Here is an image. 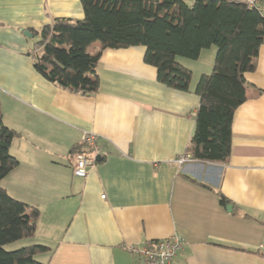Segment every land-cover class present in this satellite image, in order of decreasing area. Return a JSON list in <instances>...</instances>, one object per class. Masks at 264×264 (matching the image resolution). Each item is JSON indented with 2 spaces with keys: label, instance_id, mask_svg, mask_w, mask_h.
I'll use <instances>...</instances> for the list:
<instances>
[{
  "label": "crops",
  "instance_id": "obj_1",
  "mask_svg": "<svg viewBox=\"0 0 264 264\" xmlns=\"http://www.w3.org/2000/svg\"><path fill=\"white\" fill-rule=\"evenodd\" d=\"M83 15L80 0H0V110L19 133L9 146L19 163L1 184L39 208L30 239L51 250L37 258L139 264L129 246L177 234L182 245L170 264H264L256 251L264 244V42L244 74L228 162L178 164L194 130L200 73L191 71L189 91L167 87L142 45L103 49L94 95L60 88L34 69L30 30ZM84 132L106 154L80 178L72 150L83 148Z\"/></svg>",
  "mask_w": 264,
  "mask_h": 264
},
{
  "label": "trees",
  "instance_id": "obj_2",
  "mask_svg": "<svg viewBox=\"0 0 264 264\" xmlns=\"http://www.w3.org/2000/svg\"><path fill=\"white\" fill-rule=\"evenodd\" d=\"M80 2L82 18L55 16L41 28L30 30L35 48L27 54L34 69L60 88L94 95L99 89L97 66L103 49L142 45L143 60L155 67L159 83L189 91L191 70L177 56L196 59L214 45L212 70L201 74L194 88L199 102L185 154L197 161L227 163L233 114L245 99L244 74L253 69V58L264 42V0L257 6L226 0ZM94 42L98 46L90 52ZM17 135L3 123L0 110V264H47L37 258L50 252L46 244L4 248L33 236L40 215L37 206L15 198L1 184L19 163L9 151ZM216 194L222 205L228 202L219 191Z\"/></svg>",
  "mask_w": 264,
  "mask_h": 264
},
{
  "label": "built area",
  "instance_id": "obj_3",
  "mask_svg": "<svg viewBox=\"0 0 264 264\" xmlns=\"http://www.w3.org/2000/svg\"><path fill=\"white\" fill-rule=\"evenodd\" d=\"M235 3H245L248 6H257L260 0H226ZM83 148L75 154L72 173L73 175L84 178L89 170L94 166L98 156L103 157L106 153L103 146L99 143V137L92 132H84L82 134ZM187 154L179 155L176 158L178 164H183L192 161ZM182 238L173 234L169 237L147 241L143 245L129 246L128 249L135 254L140 262L139 264H170L172 258L181 248ZM257 253L264 257V244H260L257 248Z\"/></svg>",
  "mask_w": 264,
  "mask_h": 264
},
{
  "label": "rangeland",
  "instance_id": "obj_4",
  "mask_svg": "<svg viewBox=\"0 0 264 264\" xmlns=\"http://www.w3.org/2000/svg\"><path fill=\"white\" fill-rule=\"evenodd\" d=\"M97 46L98 44L94 46V49H93V46H89L88 50L92 52L93 50H95ZM216 49H217L216 46L212 45L208 48L203 49L201 53L199 54V57L196 59H192V58H188L184 56H177L176 60L179 63H182L184 66L188 67L191 71L193 70V73L195 74L200 73V76H201V72H203V70H207L206 69L207 65L209 62H211L212 56H215ZM213 50H214V55H213ZM213 60H214V57H213ZM210 71H207L205 73H209ZM30 238L31 237L23 238V239H19V240L7 243L4 245V248L6 250H14L16 248H20L22 246H25L31 243H38V242H34V240H31Z\"/></svg>",
  "mask_w": 264,
  "mask_h": 264
},
{
  "label": "water",
  "instance_id": "obj_5",
  "mask_svg": "<svg viewBox=\"0 0 264 264\" xmlns=\"http://www.w3.org/2000/svg\"><path fill=\"white\" fill-rule=\"evenodd\" d=\"M23 34H24L25 36H27V37H32V34H31L29 31H27V30L23 31ZM101 159H102V157H100V156H98V157L96 158L97 161H100ZM230 206H231V205H230Z\"/></svg>",
  "mask_w": 264,
  "mask_h": 264
}]
</instances>
